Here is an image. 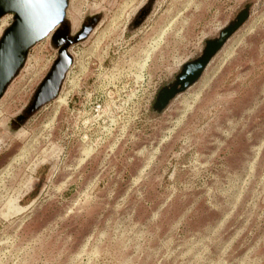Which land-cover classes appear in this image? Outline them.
Listing matches in <instances>:
<instances>
[{"label": "rangeland", "instance_id": "1", "mask_svg": "<svg viewBox=\"0 0 264 264\" xmlns=\"http://www.w3.org/2000/svg\"><path fill=\"white\" fill-rule=\"evenodd\" d=\"M148 2L70 0L73 34L100 22L59 97L14 124L58 58L51 34L0 100V264H264V0H156L134 28Z\"/></svg>", "mask_w": 264, "mask_h": 264}, {"label": "water", "instance_id": "2", "mask_svg": "<svg viewBox=\"0 0 264 264\" xmlns=\"http://www.w3.org/2000/svg\"><path fill=\"white\" fill-rule=\"evenodd\" d=\"M155 1L149 0L139 11L133 22L134 28L140 27L146 21ZM69 4L70 0H0V19L8 14L14 16L12 24L0 38V100L25 67L33 47L52 34V43L58 49V58L38 86L30 105L17 117V128L59 97L73 65L70 48L87 40L100 22V16H90L81 30L73 34L67 20ZM249 16L248 5L232 23L221 30L217 38L206 41L200 57L183 65L175 80L160 90L154 104L157 113H162L176 96L200 80L212 59L247 22Z\"/></svg>", "mask_w": 264, "mask_h": 264}, {"label": "built area", "instance_id": "3", "mask_svg": "<svg viewBox=\"0 0 264 264\" xmlns=\"http://www.w3.org/2000/svg\"><path fill=\"white\" fill-rule=\"evenodd\" d=\"M8 15H9L10 17H9V19H8V21H7V24H6L7 26L4 25V26H6L5 29H7V27H9V26L12 24V23H9V20H12V22H13V17H14L13 14H8ZM8 15H7V16H8ZM2 19H3V18L0 19V22H1ZM4 26H3V23H2V28H3ZM5 29H4V30H5ZM4 30H3V31H4Z\"/></svg>", "mask_w": 264, "mask_h": 264}, {"label": "bare ground", "instance_id": "4", "mask_svg": "<svg viewBox=\"0 0 264 264\" xmlns=\"http://www.w3.org/2000/svg\"><path fill=\"white\" fill-rule=\"evenodd\" d=\"M7 21H8V20H4V21H3V26L7 24Z\"/></svg>", "mask_w": 264, "mask_h": 264}, {"label": "flooded vegetation", "instance_id": "5", "mask_svg": "<svg viewBox=\"0 0 264 264\" xmlns=\"http://www.w3.org/2000/svg\"><path fill=\"white\" fill-rule=\"evenodd\" d=\"M14 124L16 125V124H17V122L15 121V122H14Z\"/></svg>", "mask_w": 264, "mask_h": 264}]
</instances>
